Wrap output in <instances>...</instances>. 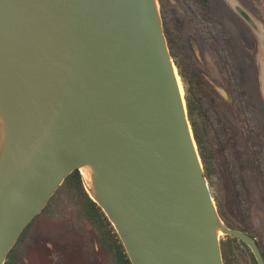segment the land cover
Returning a JSON list of instances; mask_svg holds the SVG:
<instances>
[{
	"label": "water",
	"instance_id": "1",
	"mask_svg": "<svg viewBox=\"0 0 264 264\" xmlns=\"http://www.w3.org/2000/svg\"><path fill=\"white\" fill-rule=\"evenodd\" d=\"M86 167L131 264H224L219 231L264 264L218 214L158 0H0V264Z\"/></svg>",
	"mask_w": 264,
	"mask_h": 264
},
{
	"label": "rangeland",
	"instance_id": "2",
	"mask_svg": "<svg viewBox=\"0 0 264 264\" xmlns=\"http://www.w3.org/2000/svg\"><path fill=\"white\" fill-rule=\"evenodd\" d=\"M162 4L179 63L195 78L193 85H185L174 64L184 101L190 89V98L199 96L203 102L205 115L201 117L197 110L195 114L217 211L234 230L245 229L247 221L264 254V0H208V4L165 0ZM235 7L249 14L257 31ZM219 28L232 51L246 99L238 95L216 43L214 33ZM74 189L58 190L50 199L14 247L8 264L16 260L19 264L115 263L95 225L85 219V203ZM220 244L232 246L235 264H257L251 250L232 238L221 235Z\"/></svg>",
	"mask_w": 264,
	"mask_h": 264
},
{
	"label": "trees",
	"instance_id": "3",
	"mask_svg": "<svg viewBox=\"0 0 264 264\" xmlns=\"http://www.w3.org/2000/svg\"><path fill=\"white\" fill-rule=\"evenodd\" d=\"M158 1H159L160 5H161L160 13H161L162 20H163L164 34H165V37H166V40H167V43H168V48H169V51H170V55H171V57H172V59L174 61V64H175L176 68L178 69L179 76H180L182 82L185 85L186 84L193 85L194 81H195L194 80L195 78L193 76H191V75H188V73L183 70V67L180 65L179 59H178L177 54L175 52V46L173 45V40L171 38V33H170L169 28H168V24H167L166 16H165V11L162 8L163 7L162 3L165 0H158ZM203 2L205 4H208V0H203ZM208 9L211 12V7H208ZM211 16H212V13H211ZM222 33H223V30H221L220 28L218 29V31L216 33H214V36L216 34L217 38H218L216 43L218 42V46L220 48V53L221 54L223 53L222 54V58L225 61V63L227 64L228 73L231 75L230 78L232 77L231 80H233V85H235L234 87H236L237 90L239 91L238 95H240V97L246 99L248 94H247V92H245L241 88V84L239 82L238 72L235 69L234 64L232 63L234 61V57H233L232 51L230 50V48L228 46V43L225 41L226 39H225V37L223 36ZM189 90L190 89L186 90V93L188 92V94L185 97L188 120H189L191 129H192V132H193V136H194L197 148H198V153L200 155V158H201V161H202V164H203V167H204L205 177L207 179L206 162L203 159L202 143H201V139H200V135H199V131H198V124H197L196 114H195V111L197 110L199 112V115H201V117H203V115H205L203 102H202L201 97H199V96H197V97L196 96H192L190 98V95H189L190 91ZM262 170L264 171L263 168H262ZM62 189H66V190L74 189V190H76L77 192H79L82 195V200L85 203L83 205L84 217L89 223L95 225L96 230L99 232L100 241L102 243H106V245L109 248V250L113 252V257H114V260H115L114 264H131L130 260L128 258V255H127V253H126V251H125V249H124V247L122 245V242L120 241L115 229L113 228V226L111 225V223L109 222V220L107 219V217L105 216L103 211L89 198V196L84 191L79 171H74L72 174H70L65 179L64 183L61 185V187L58 190H62ZM58 190L56 191V193L58 192ZM43 211H42V213H43ZM218 213H219V215L221 217H223L222 220L224 221V223H226L228 225L227 219L221 213L220 210L218 211ZM35 219L31 222V224L23 232V234L18 239L17 243L22 239V237L25 235V233H27L29 231V229L32 227ZM244 222L246 224V228L242 229V230L240 229V231L242 233H244L245 235H247L248 237H250L251 239H254L253 238L254 236H252V234L248 231L247 221L244 220ZM228 227L230 229H235V228L231 227L230 225H228ZM230 238H232L234 241H237L238 243H240L242 246H244L249 251V248L244 243H242L241 241H239L238 239H236L234 237H230ZM258 246H259V244H258ZM13 249L10 251L5 264H8L9 258H10V254L12 253ZM221 250H222V256H223L224 264H228V263L231 264V262L233 264H235V262H236L235 261V257L236 256H234V252L232 251V246L221 244ZM261 253H262L263 257H264V254H263L262 251H261ZM250 255L253 258L251 253H250Z\"/></svg>",
	"mask_w": 264,
	"mask_h": 264
},
{
	"label": "bare ground",
	"instance_id": "4",
	"mask_svg": "<svg viewBox=\"0 0 264 264\" xmlns=\"http://www.w3.org/2000/svg\"><path fill=\"white\" fill-rule=\"evenodd\" d=\"M178 83H179V85H180V92H181L182 95H183V91H182V87H181V84H180L179 79H178ZM80 172H81V175H82V177H83V181L85 182V184L87 185V187H88L90 193L92 194L91 169L88 168V167H86V168H82V169L80 170ZM221 235H222V233L219 231V232H218V236H219V238H220Z\"/></svg>",
	"mask_w": 264,
	"mask_h": 264
},
{
	"label": "flooded vegetation",
	"instance_id": "5",
	"mask_svg": "<svg viewBox=\"0 0 264 264\" xmlns=\"http://www.w3.org/2000/svg\"><path fill=\"white\" fill-rule=\"evenodd\" d=\"M182 91H183V90H182ZM22 238H23V237H22ZM259 248H260V247H259ZM260 250H261V248H260ZM14 263L19 264V263H18V260H16Z\"/></svg>",
	"mask_w": 264,
	"mask_h": 264
}]
</instances>
